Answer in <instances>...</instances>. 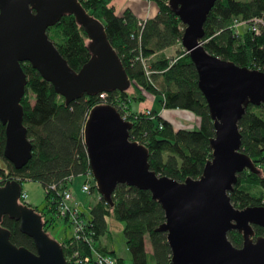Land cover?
<instances>
[{
  "label": "water",
  "instance_id": "95a60500",
  "mask_svg": "<svg viewBox=\"0 0 264 264\" xmlns=\"http://www.w3.org/2000/svg\"><path fill=\"white\" fill-rule=\"evenodd\" d=\"M216 0H167L184 25L180 44L197 72V85L213 122L211 157L198 177L179 181L150 167L148 150L129 137L132 122L115 106H92L83 126V143L96 189L105 202L123 183L148 190L164 211L155 230L165 234L171 264H264V205L236 207L229 192L243 170L258 172L241 148L238 121L248 104H264V72L208 52L203 45L204 22ZM66 13L83 28L91 52L78 69L71 68L49 38L47 28ZM28 62L67 104L93 95L130 87L121 60L110 44L103 23L78 0H0V123L4 126V157L19 169L32 156L23 124L21 98L27 83L22 63ZM21 183L0 184V222L3 215L19 222L35 250L17 246L0 223V264H67L62 244L43 228L34 207L18 201ZM236 230L241 246L227 233Z\"/></svg>",
  "mask_w": 264,
  "mask_h": 264
},
{
  "label": "trees",
  "instance_id": "16d2710c",
  "mask_svg": "<svg viewBox=\"0 0 264 264\" xmlns=\"http://www.w3.org/2000/svg\"><path fill=\"white\" fill-rule=\"evenodd\" d=\"M86 11L100 20L110 44L114 47L133 88L83 96L64 102L50 82L46 81L28 62L21 65L26 74L25 93L21 98L23 124L32 144V156L19 169L4 157V126L0 123V184L16 179L21 184L35 181L47 188L53 183H66V177L83 175L89 171L83 143V126L89 109L98 103H107L128 113L132 122L129 137L146 146L150 167L161 175L182 181L187 176L198 177L207 159L211 157L209 139L214 135L212 119L204 96L197 85V72L186 51L179 50L174 57H167L163 50L178 45L184 25L169 8L167 0H156V14L146 19L137 37L138 20L130 10L117 15L111 0H78ZM264 21V0H216L205 19L203 45L205 49L221 58L264 72V25L259 32L251 30V20ZM243 23L235 25L236 22ZM49 38L60 54L74 70H78L90 57L88 39L73 14L66 13L47 28ZM148 57L152 70L150 80L137 58ZM159 95L161 108L184 109L198 117L192 128L178 127L150 108V114L133 110V101L143 102L147 95ZM241 148L255 162L258 172L243 170L229 192L234 206L264 205V104H248L238 121ZM76 187V186H75ZM94 188H92L93 190ZM45 204L41 209L43 228L52 226L57 215L59 195L47 188ZM113 204L102 197L89 208L88 223L92 230L94 248L116 258V264L124 261L112 249L97 244L107 231V217L123 222V235L130 253V264H171L170 249L165 234L155 228L164 221V211L151 197L148 190L116 185L112 195ZM83 214V213H82ZM66 221L67 218H62ZM1 225L9 230V239L17 246L34 251L32 238L19 230V222L3 215ZM254 236L264 235L261 226L254 225ZM230 242L241 246L242 236L236 230L227 233ZM148 238L151 251L145 249ZM65 258L78 249L82 254L92 253L88 247L69 236L59 240ZM67 264H70L67 262ZM89 264H97L92 258Z\"/></svg>",
  "mask_w": 264,
  "mask_h": 264
},
{
  "label": "built area",
  "instance_id": "2783aa9c",
  "mask_svg": "<svg viewBox=\"0 0 264 264\" xmlns=\"http://www.w3.org/2000/svg\"><path fill=\"white\" fill-rule=\"evenodd\" d=\"M146 19H140L138 20V30H137V37L140 39V34L143 29L144 23ZM243 23L242 21L236 22L235 25H239ZM262 24L264 25V21L262 18H255L251 20L250 28L255 33L259 32L258 25ZM137 58L140 60L145 74L147 78L150 80V74L152 70L149 67L148 57H143L141 54L137 56ZM100 97H105L106 92H100ZM146 114H150V109L145 110ZM121 116L126 119L128 116V113L123 111L120 113ZM84 179L82 183L80 184V191L82 193H89L92 191V188L95 187V181L90 173L88 171L87 173L83 174ZM75 176L69 175L66 177V183L61 185V183H53L47 188L56 190L57 194L59 195L58 203H57V215L60 218L66 217L70 227H71V233L70 237L74 241H79L83 244H85L88 249H90L92 253V257H90L89 254L85 253L82 254L78 249H75L71 255L66 257V261L70 264H89L91 259L93 258L97 264H116V258L109 254H103L100 251L96 250L94 248V240L92 237V230L89 229V223H88V216H86L83 212V209L81 207L82 203L74 197L73 195V188H70V185L72 184L73 179ZM47 188H43L44 192L47 191ZM19 202L27 203L28 202V193L27 191L22 188L19 195ZM83 213V214H82Z\"/></svg>",
  "mask_w": 264,
  "mask_h": 264
},
{
  "label": "rangeland",
  "instance_id": "374dc122",
  "mask_svg": "<svg viewBox=\"0 0 264 264\" xmlns=\"http://www.w3.org/2000/svg\"><path fill=\"white\" fill-rule=\"evenodd\" d=\"M180 47H178V49H174L172 50L170 53L173 55H167L168 57H174L179 50H182V46L181 44H179ZM128 93H132L133 92V88L132 86H130L127 89ZM150 99V100H149ZM152 102V106L153 108L159 109L161 110V105L159 102V95H151L148 94L147 95V99L144 100L143 102ZM140 102L137 101H133L131 103L132 109L133 110H137L138 109V105ZM150 109L148 107H144L143 111ZM123 112V110H121V113ZM164 114L170 115L172 116V118H174L173 120H169L172 123V126L174 129H177L180 125L182 127H194L195 125H197L198 123V117L196 115H194L192 112L188 111V110H184V109H178V108H172V109H167V111L163 112ZM165 117V116H164ZM84 179V175H80L77 176L73 179L72 184L70 185V188L74 187V186H80V184L82 183ZM33 182V181H31ZM28 181H25L22 183V188H24L26 191V183H31ZM40 186L38 187V192H37V197H38V203H36V206L38 209H41L43 207V205L45 204V198H44V192H43V188L41 186V184H39ZM28 186V185H27ZM80 192V191H79ZM81 195H77L76 198L78 200H80V202L82 203L83 207H81L82 209L84 208V213L87 216L88 215V207L91 206L92 204H94L97 200L100 199V195L97 191V189H93L92 191H90L89 193H81ZM107 222V231L104 235H102L99 240L97 241V244H101L103 246H105L108 249H112L115 254L118 257H121L124 261L123 264H130L131 263V258H130V253L126 247L125 244V238L123 235V222L115 220L111 217H107L106 219ZM71 233V227L68 221L62 219V218H56L54 219V223L52 226H49L47 228V234L54 238L55 240H62L64 238H68L70 236ZM146 246L147 249H151L150 248V244H149V240L148 238H146ZM150 264H153L152 262Z\"/></svg>",
  "mask_w": 264,
  "mask_h": 264
},
{
  "label": "crops",
  "instance_id": "0c3cea01",
  "mask_svg": "<svg viewBox=\"0 0 264 264\" xmlns=\"http://www.w3.org/2000/svg\"><path fill=\"white\" fill-rule=\"evenodd\" d=\"M110 4L112 5L113 10L117 15H121L123 13V11L128 9L131 11V13L135 16V18L137 20L149 19V18L153 17L158 10L156 0H111ZM174 49H178V45H173V46L167 47L163 50V52L166 54V56L168 54L173 55L170 52ZM138 106L139 107L137 110H143L144 107L145 108L146 107L151 108L152 102H150V101L145 102V103L140 102ZM164 111H167V109L162 108L160 110V114L163 115V117L165 116V118H167L169 120L174 119V118H172V116L164 114L163 113ZM28 182H31V181H28ZM39 184L40 183L35 182V181H33L31 183H26V189L28 192V201H29V204L31 206H36V203H38L37 192H38V187L40 186ZM79 191L80 190H79L78 186L73 187V195L75 198L78 194L81 195ZM145 249L147 252L151 251V249H149V250L147 249L146 238H145Z\"/></svg>",
  "mask_w": 264,
  "mask_h": 264
}]
</instances>
